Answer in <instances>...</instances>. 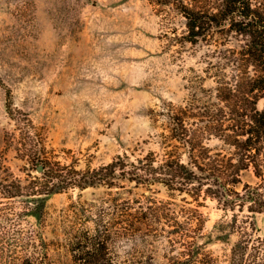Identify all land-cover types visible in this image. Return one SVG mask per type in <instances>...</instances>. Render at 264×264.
<instances>
[{"label": "rangeland", "instance_id": "1", "mask_svg": "<svg viewBox=\"0 0 264 264\" xmlns=\"http://www.w3.org/2000/svg\"><path fill=\"white\" fill-rule=\"evenodd\" d=\"M181 32L179 20L164 23L147 0H0V179L10 173L24 182L38 174L22 151L27 132L43 138L50 157L78 169L96 168L117 155L133 159L159 152L162 114L184 103L190 79L203 76L205 67V47L175 40ZM6 88L15 117L24 113L33 127L6 112ZM242 180L257 182L251 171ZM148 196L182 204L181 196L161 186L123 180L112 188L95 185L48 196L42 216L30 212L19 218L17 229L0 195V264H9L10 238L33 229L46 245L48 264H80L70 245L81 230L94 221L117 226L110 206ZM14 207L18 212L19 205ZM197 209L204 219L198 242L217 264H228L240 239L234 225L247 224L249 234L264 241V213L223 210L211 199ZM114 237L109 264H172L177 257L163 239Z\"/></svg>", "mask_w": 264, "mask_h": 264}, {"label": "trees", "instance_id": "2", "mask_svg": "<svg viewBox=\"0 0 264 264\" xmlns=\"http://www.w3.org/2000/svg\"><path fill=\"white\" fill-rule=\"evenodd\" d=\"M147 2L164 23L180 21L182 32L175 40L201 43L206 49L203 76L190 79L184 103L170 105L162 114L160 151L149 150L133 159L117 155L96 168L78 169L50 157L43 138L27 132L22 151L28 163L42 170L24 182L7 174L0 179V195L9 202L10 221L18 229L19 218L30 212L42 216L46 197L69 189L112 188L123 180L148 189L161 186L170 196H181L182 204L148 196L110 206L108 214H118L117 226L94 221L91 229L81 230L70 245L74 262L109 264L106 255L116 236L163 239L177 255L172 264H217L198 242L204 227L197 209L201 201L214 200L223 210L264 213V107L258 108L264 100V0ZM206 81L211 85L206 87ZM5 96L6 112L33 127L24 113L15 117L7 88ZM213 140L218 142L214 147ZM246 171L257 179L255 184L242 180ZM186 198L197 205L188 206L192 202ZM246 225L232 226L240 239L231 247L228 264H264V241L253 238ZM10 242L9 264H48L39 231L24 230Z\"/></svg>", "mask_w": 264, "mask_h": 264}, {"label": "water", "instance_id": "3", "mask_svg": "<svg viewBox=\"0 0 264 264\" xmlns=\"http://www.w3.org/2000/svg\"><path fill=\"white\" fill-rule=\"evenodd\" d=\"M42 170L41 166H38L37 171L40 172Z\"/></svg>", "mask_w": 264, "mask_h": 264}]
</instances>
